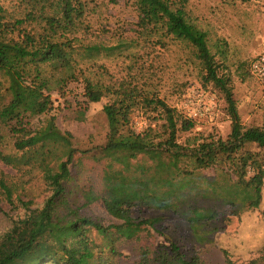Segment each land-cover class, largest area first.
Instances as JSON below:
<instances>
[{
  "label": "trees",
  "instance_id": "obj_1",
  "mask_svg": "<svg viewBox=\"0 0 264 264\" xmlns=\"http://www.w3.org/2000/svg\"><path fill=\"white\" fill-rule=\"evenodd\" d=\"M0 2V142L4 130L12 138L8 153L0 150V164L15 171L20 178L0 170V203L24 209L21 217H9V227L0 232V264H116L117 252L113 236L131 240L144 227H153L158 218L137 220L134 209L145 207L157 211L173 210L188 223L197 241H202V225L215 220L218 212L182 210L177 202L183 188L173 179L162 184H148L134 179L130 197H100L106 212L120 220L118 225L104 226L91 218L80 217L68 206L66 183L70 179L69 164L75 153L71 135L61 132L55 118L47 116L53 102L51 92L63 96L66 86L83 81L84 105L97 103L106 95L111 102L102 107L107 122V137L101 151L127 148L131 152L156 151L167 154L177 166L186 160L193 170L227 168L235 177L233 186L241 195V205L225 196L231 208L257 209L264 185V129L245 128L240 121L233 97L231 78L210 52L206 33L193 24L185 10L187 0H134L139 13L138 25L150 32H160L188 46L198 62L204 85H211L223 96L230 118V132L225 139L208 137L192 144L177 143L180 132L190 131L193 121L180 116L161 99L143 94L122 83L104 86L83 75L76 57L92 56L101 45L84 44L79 35L86 33L85 3L79 0H5ZM116 4L118 0H100ZM247 3L254 0H240ZM12 6V7H10ZM154 112L163 120V139L155 142L150 132L136 134L131 127L133 108ZM45 116L32 128L31 119ZM254 145L256 152L247 147ZM41 175L47 193L40 208L26 202L25 185ZM189 176L187 171H180ZM225 173L224 171H222ZM27 176L23 181L22 177ZM160 188V189H158ZM86 203L90 202L86 196ZM174 200V202H173ZM62 207L65 214L60 216ZM237 210V209H236ZM103 237L96 243L91 233ZM108 252L112 257H106ZM226 264L233 263L225 254ZM138 264H200L197 256L186 258L175 244L169 248L140 250ZM248 264H264L261 255Z\"/></svg>",
  "mask_w": 264,
  "mask_h": 264
},
{
  "label": "rangeland",
  "instance_id": "obj_2",
  "mask_svg": "<svg viewBox=\"0 0 264 264\" xmlns=\"http://www.w3.org/2000/svg\"><path fill=\"white\" fill-rule=\"evenodd\" d=\"M85 3L86 33L79 37L84 44H97L101 50L92 56L76 57L83 75L104 86L129 84L136 89L137 99L143 94L161 99L177 113L190 118L193 128L177 135V143L192 144L202 139H225L230 132V118L223 96L211 85H204L197 60L187 45L142 29L134 0H118L114 5L100 0H79ZM5 6L8 1L0 0ZM12 7V6H10ZM185 10L189 20L206 33L207 44L215 60L231 78L233 97L241 124L245 128L264 129V85L250 72V62L264 52V0L242 3L240 0H187ZM83 81L69 83L63 96L51 92L53 102L47 116L55 118L61 132L69 133L74 156L69 164L70 179L66 183L68 206L77 209L80 217L91 218L104 226L121 223L104 209L100 197L129 198L134 179L142 178L148 184H162L173 179L183 185L174 195L182 194L177 202L182 210L218 212L215 220L202 225L194 237L186 220L173 210L157 211L138 207L132 216L137 220L158 218L153 227H144L135 239L113 236L116 264H138L140 250L155 251L169 248L173 243L186 258L197 256L200 264H226L228 258L235 264H248L264 249V185L257 209L231 208L225 196L241 205V195L233 186L235 177L227 168L193 170L184 160L177 166L165 153L156 151L131 152L127 148L101 151L107 137V122L102 107L111 102L106 95L97 103L84 105ZM45 116L31 119L37 127ZM163 120L154 112L135 107L129 126L136 133L150 132L155 142L163 139ZM0 150L8 153L13 138L4 130ZM256 152L254 145L247 147ZM0 170L20 178L15 171ZM187 171L189 176L180 171ZM224 171L225 173H223ZM27 176L22 180L26 181ZM26 196L32 198L31 208H40L47 193L41 175L25 185ZM160 189V188H158ZM230 195V196H228ZM86 196L91 201L86 203ZM231 197L229 199H231ZM174 202V200H173ZM16 208L0 203V232L9 227V217H21L24 209L15 200ZM237 209V210H236ZM60 216L65 214L62 207ZM100 245L104 239L91 233ZM106 257H112L105 252Z\"/></svg>",
  "mask_w": 264,
  "mask_h": 264
},
{
  "label": "built area",
  "instance_id": "obj_3",
  "mask_svg": "<svg viewBox=\"0 0 264 264\" xmlns=\"http://www.w3.org/2000/svg\"><path fill=\"white\" fill-rule=\"evenodd\" d=\"M251 74L264 85V52L258 54L249 64ZM188 118H194L196 113H188ZM191 120V119H190Z\"/></svg>",
  "mask_w": 264,
  "mask_h": 264
}]
</instances>
